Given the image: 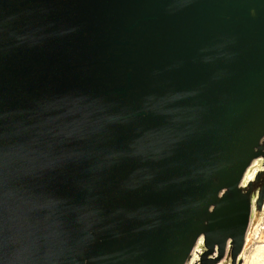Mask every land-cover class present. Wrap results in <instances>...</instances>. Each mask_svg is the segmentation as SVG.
Returning a JSON list of instances; mask_svg holds the SVG:
<instances>
[{
	"label": "water",
	"instance_id": "obj_1",
	"mask_svg": "<svg viewBox=\"0 0 264 264\" xmlns=\"http://www.w3.org/2000/svg\"><path fill=\"white\" fill-rule=\"evenodd\" d=\"M259 157L264 0H0V264L240 263Z\"/></svg>",
	"mask_w": 264,
	"mask_h": 264
},
{
	"label": "rangeland",
	"instance_id": "obj_2",
	"mask_svg": "<svg viewBox=\"0 0 264 264\" xmlns=\"http://www.w3.org/2000/svg\"><path fill=\"white\" fill-rule=\"evenodd\" d=\"M259 159H255L251 166L248 168L247 173L244 175L243 184L252 180L256 173L262 169L261 166L256 168V162ZM248 176V177H247ZM247 177V179H246ZM252 200H255L254 190H252ZM246 241L241 254V262L236 264H264V200L260 210L256 209L255 203L252 204V213L249 221V225L246 231ZM202 241H198L193 249L190 261L187 264H197L200 253H202L203 247ZM217 264H232L231 260L225 255L222 260Z\"/></svg>",
	"mask_w": 264,
	"mask_h": 264
},
{
	"label": "flooded vegetation",
	"instance_id": "obj_3",
	"mask_svg": "<svg viewBox=\"0 0 264 264\" xmlns=\"http://www.w3.org/2000/svg\"><path fill=\"white\" fill-rule=\"evenodd\" d=\"M261 161H262V169L259 170L258 172H260V171L264 172V159L263 158H261L260 160H257L256 168H259L261 166ZM257 173H256L255 177L252 180L248 181V185H247L248 189L250 188L251 184H255L254 186H257L256 188H258V189L261 188L260 186L264 184V175H262L260 178L256 179V177L258 175ZM247 177H246V179H247ZM246 184H247V182H245L244 185H246ZM258 189L254 190V191H257Z\"/></svg>",
	"mask_w": 264,
	"mask_h": 264
},
{
	"label": "bare ground",
	"instance_id": "obj_4",
	"mask_svg": "<svg viewBox=\"0 0 264 264\" xmlns=\"http://www.w3.org/2000/svg\"><path fill=\"white\" fill-rule=\"evenodd\" d=\"M247 173V172H246Z\"/></svg>",
	"mask_w": 264,
	"mask_h": 264
}]
</instances>
